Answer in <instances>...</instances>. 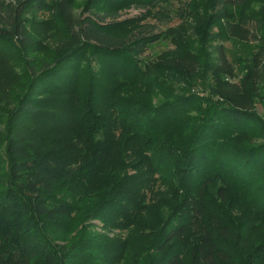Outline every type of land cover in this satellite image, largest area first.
<instances>
[{"label":"trees","instance_id":"1","mask_svg":"<svg viewBox=\"0 0 264 264\" xmlns=\"http://www.w3.org/2000/svg\"><path fill=\"white\" fill-rule=\"evenodd\" d=\"M172 1L0 0V264H264V4L143 60L182 29L119 12Z\"/></svg>","mask_w":264,"mask_h":264},{"label":"rangeland","instance_id":"2","mask_svg":"<svg viewBox=\"0 0 264 264\" xmlns=\"http://www.w3.org/2000/svg\"><path fill=\"white\" fill-rule=\"evenodd\" d=\"M9 1V0H8ZM57 1V0H52ZM77 9H82L87 0H74ZM264 4V0H247V5L238 13H235L237 20L242 23H247L246 27H249L251 31L255 30L259 34L257 29V13L259 8ZM191 10L184 12L186 9L191 8ZM209 5V0H174L170 4L165 5V10L160 8H151L149 6H131L129 8L123 9L119 12V20H126L131 18L142 17L139 25H146L147 30L151 33H168L169 30L175 28L182 29V39L179 41H173L172 38L166 37L161 38L158 42L151 44L145 54L142 56L143 60L146 61H157L167 52L177 51L180 48L190 47L192 49H205L209 48L210 45L219 44H201L197 38V21L200 19L204 13L205 9ZM80 12V11H78ZM36 15L38 19L48 18L49 14L39 12L29 16V19ZM35 29L37 28L34 24ZM216 33H221L222 40L227 38L229 34L225 31L224 24H217L211 28ZM224 30V32H222ZM256 42L253 43L255 45ZM227 48L228 56L230 61H232L237 68H239L238 60L245 56V46L242 44H237L234 41H228L225 43ZM258 113L264 118V104L259 103L257 105Z\"/></svg>","mask_w":264,"mask_h":264}]
</instances>
